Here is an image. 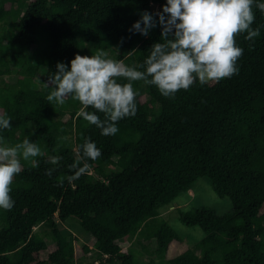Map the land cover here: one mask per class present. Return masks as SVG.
Here are the masks:
<instances>
[{
  "label": "trees",
  "instance_id": "trees-1",
  "mask_svg": "<svg viewBox=\"0 0 264 264\" xmlns=\"http://www.w3.org/2000/svg\"><path fill=\"white\" fill-rule=\"evenodd\" d=\"M166 2L0 0V113L12 124L0 136L7 146L27 138L44 152L31 158L36 167L21 160L11 185L14 207L0 209V264H83L92 251L97 264H264V12L253 7L252 28H260L254 41L247 33L236 37L243 49L237 74L197 80L174 97L134 81L137 112L117 123L115 135L79 116L82 105L72 97L63 105L46 99L57 63L70 67L77 53L104 49L107 58L143 64L151 46L163 42L161 26L147 36L129 29L144 11L158 21ZM85 138L102 155L69 182ZM55 156L62 157L57 165L49 163ZM205 176L233 208L181 210L185 225L204 231L190 244L160 209L191 194ZM70 217L82 235L64 228Z\"/></svg>",
  "mask_w": 264,
  "mask_h": 264
},
{
  "label": "clouds",
  "instance_id": "clouds-1",
  "mask_svg": "<svg viewBox=\"0 0 264 264\" xmlns=\"http://www.w3.org/2000/svg\"><path fill=\"white\" fill-rule=\"evenodd\" d=\"M254 6L264 12V3L256 0H167L162 11L155 13L158 21L152 13L144 11L129 29L147 36L157 23L161 26L163 42L151 46L143 64L129 66L123 60L107 58L104 49L91 56L77 53L70 67L57 63V71L47 81L52 91L46 99L50 104L63 105L72 97L82 105L79 116L101 129L102 135H115L119 130L117 123L137 112L139 92L132 82L143 81L156 86L163 96L174 97L179 90L190 89L197 80L204 85L237 74V61L243 49L237 45L236 37L247 33L245 40L254 41L260 35L259 27L252 28ZM118 78L127 82L121 84ZM89 107L95 111H85ZM97 112L103 114V119ZM11 127L7 113H0V130ZM3 141L0 136V209L11 210L15 203L10 195L11 185L22 171L21 160L36 167L31 158L43 156L44 152L27 138L14 146L4 145ZM80 149L79 159L70 165L74 174L67 177L69 182L88 172V160L102 155L89 138H85ZM61 159L55 156L49 163L57 165ZM54 170L49 169L46 174L51 176Z\"/></svg>",
  "mask_w": 264,
  "mask_h": 264
},
{
  "label": "rangeland",
  "instance_id": "rangeland-1",
  "mask_svg": "<svg viewBox=\"0 0 264 264\" xmlns=\"http://www.w3.org/2000/svg\"><path fill=\"white\" fill-rule=\"evenodd\" d=\"M203 205H211L216 208L220 213L230 211L233 208L231 198L229 196L220 197L216 195L212 189L210 179L208 177H200L193 186L192 193L184 192L180 198L174 203V206L164 205L160 210H163L165 215L173 219V224L177 227L183 235L189 238L190 244H195L198 238L204 235V231L198 226L185 225L180 220V212L183 209L192 207H199ZM63 226L67 231L83 234V229L80 228L76 220L71 217L63 223ZM36 230H44V227L36 226ZM191 237V238H190ZM88 236L84 234L81 237V243L86 241ZM93 251L85 257L83 264H97V259L94 257ZM110 264V263H108Z\"/></svg>",
  "mask_w": 264,
  "mask_h": 264
}]
</instances>
